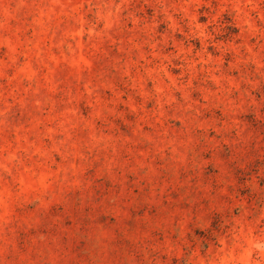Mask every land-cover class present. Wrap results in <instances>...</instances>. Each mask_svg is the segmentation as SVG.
<instances>
[{
    "label": "clouds",
    "instance_id": "obj_1",
    "mask_svg": "<svg viewBox=\"0 0 264 264\" xmlns=\"http://www.w3.org/2000/svg\"><path fill=\"white\" fill-rule=\"evenodd\" d=\"M0 264H264V0H0Z\"/></svg>",
    "mask_w": 264,
    "mask_h": 264
}]
</instances>
